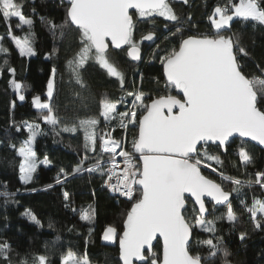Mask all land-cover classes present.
I'll use <instances>...</instances> for the list:
<instances>
[{
  "label": "snow or ice",
  "instance_id": "obj_1",
  "mask_svg": "<svg viewBox=\"0 0 264 264\" xmlns=\"http://www.w3.org/2000/svg\"><path fill=\"white\" fill-rule=\"evenodd\" d=\"M180 2L188 5L190 0ZM23 8L22 0H0V18L8 24L7 36L22 57L35 54L31 45L34 20L25 15ZM234 17L264 27V0H239V3L227 0L223 5L214 6L208 16L214 31L198 35L191 32L195 27L191 13L182 19L173 7V0H67L63 24L50 23L53 35L57 29L63 33L68 28L79 36V51L68 61V66L82 88L86 85L80 70L89 61L106 70L108 76L117 78L123 88L124 74L108 58L110 45L124 49L133 61H141V44L150 42V47L155 45L153 59H158L163 68L166 94L152 97L142 90L128 91L127 97L132 100L125 111L118 109V105L129 104L125 97L117 101L104 97L99 103L98 117L79 119L78 124L64 125L59 130L61 121L50 104L38 95L32 99L36 109L46 110L43 121L51 125L57 135L59 131L76 132L78 129L84 134L85 155L70 171L61 168L56 184L66 183L70 176L85 172L98 173L110 192L132 201L122 222V231L109 225L102 236L104 241L118 239L122 264H208L218 254H222L228 264L230 253L222 244L223 238L216 236V223L222 220L229 224L237 222L230 199L233 193L251 214L254 227L264 229V200L253 197L249 206L241 198L245 187L251 189L259 185L264 190V171H256L254 178L249 176L241 180L222 170L221 155L228 153L234 134L264 145V66L256 65L258 75L247 73L241 56L248 57L249 53L239 44L238 37L234 39L233 35L224 34L231 30ZM13 19L17 21L16 29L24 31L27 26L28 31L23 36L15 35L10 23ZM140 24L152 28L137 41L136 32L143 31L138 27ZM158 25L162 26V38L157 35L161 31ZM159 39L164 43L163 48L156 43ZM3 40L4 37H0V55L5 57L0 64V75L8 65L6 57L10 54ZM172 41L175 46H169ZM7 71L15 76L14 68L7 67ZM55 75L53 68L47 83L49 99L53 97ZM9 83L23 101L22 83L16 79ZM173 90L177 94H172ZM100 118L109 129L107 132H98ZM129 126L131 150H126L124 141L113 138L112 132L116 128L127 131ZM12 127L17 133L28 132L27 139L19 147L8 145L22 157L20 180L27 184L38 167L33 144L38 135L47 133L38 124L17 126L13 122ZM213 146L215 152L210 151ZM88 153L96 155L90 157ZM237 154L245 172L248 166L255 164L254 157L243 145ZM118 157L122 158V168ZM90 159L94 162L88 163ZM212 162L220 170L212 167ZM40 163L47 165L50 161L45 157ZM202 167H211L220 182L203 174ZM226 181L234 185L231 191L224 189ZM14 196L15 193L0 192L5 204ZM63 196L66 202L70 201L68 191H64ZM222 208L225 211L221 212ZM216 212L221 215H215ZM23 215L40 225L30 210H25ZM93 215L90 205L81 210L80 219L90 223ZM209 216L214 218L208 219ZM196 229L209 233V238L195 239ZM245 238L246 233H241L239 239L244 241ZM161 240L162 250L158 252L154 241ZM204 248L208 250L207 256L201 254ZM33 259L35 264H49L44 255ZM0 261L13 264L12 247L7 242L0 243ZM18 264H27V260L21 259ZM61 264L91 262L86 253L77 257L69 249L62 255Z\"/></svg>",
  "mask_w": 264,
  "mask_h": 264
},
{
  "label": "trees",
  "instance_id": "obj_2",
  "mask_svg": "<svg viewBox=\"0 0 264 264\" xmlns=\"http://www.w3.org/2000/svg\"><path fill=\"white\" fill-rule=\"evenodd\" d=\"M25 15L34 20L31 28V45L35 54L32 56H20L14 43L8 38V24L0 18V37H4L3 44L9 49L7 67L16 70L12 76L5 68L0 75V192L8 191L15 196L7 204L0 197V243L7 242L12 247L13 264H18L21 259H26L27 264H35L34 257L44 255L48 257L49 264H61V257L69 249L80 254H87L91 264H120L118 259V239L114 243H104L102 235L109 225L116 226L122 231V222L127 211L130 210L132 201L115 198L105 188L102 178L98 173L87 172L76 177H69L66 183L56 184V178L61 168L70 171L85 155L84 134L82 130L76 132L59 131L57 135L52 126L44 123L43 115L32 104L34 96H40L42 101H47L53 112L59 117L60 127L78 124L79 119L98 117L99 103L104 97L117 101L118 97L127 94L128 91L142 90L146 96L155 97L157 94H166L165 81L162 75V65L158 59H153L155 45L141 44L142 60L134 64L128 59L126 51L108 50V58L124 74L123 88L119 80L107 75L106 70L94 62H87L80 70L86 87L75 82L68 61L72 60L79 51V36L75 31L65 28L56 34L50 30V23L63 24L66 16L67 4L62 0H22ZM227 0H190L184 5L180 0H173L176 13L184 19L188 13L192 15V34H204L212 32L208 16L214 6L223 5ZM239 3V0H234ZM33 9L35 10L33 12ZM43 18V19H42ZM135 19V17H134ZM162 19V18H158ZM13 31L17 36H23L28 31L15 28L17 21L11 22ZM159 26V25H158ZM143 31H137L135 39L141 40V36L151 30V25L140 24ZM157 33L162 38L163 30ZM187 28V23H185ZM225 35H233L239 38V44L249 53L248 57L241 56V63L246 65L249 75H258L257 64L264 66V27L253 25L252 22H244L235 17L231 21V30ZM164 47L162 39L156 41ZM169 46H175V41ZM163 55V52L160 53ZM4 56L0 55V64ZM56 69L53 97L46 96L47 83L52 76V69ZM16 79L24 86L25 99L18 101L17 94L13 91L9 81ZM159 80V84L157 83ZM172 94H177L175 90ZM14 102V106H13ZM118 109L123 111L122 106ZM98 127V132L108 131L103 119ZM17 125L38 124L40 129L47 133L38 135L33 144L36 152L38 167L33 173V179L25 184L20 180L19 162L22 160L14 149L8 147L9 143L17 147L27 139L28 132L17 133L12 127ZM112 136L121 139V131L116 128ZM232 145L226 155H221L222 170L225 174L246 180L254 178L256 171H264V150H261L248 142L239 139L231 140ZM243 145L254 157L255 164L245 167L238 158V149ZM131 150V140L127 145ZM210 151L215 152L213 146ZM219 154V153H216ZM94 156V153H88ZM47 157L49 164L40 163ZM90 159L88 163H93ZM212 166L220 170L219 166L212 162ZM203 174L211 179L219 181L217 173L202 169ZM52 185V187H48ZM226 191L234 187L230 182H224ZM64 191L70 193V201L66 202ZM247 205L251 206L253 197L264 200V190L259 185L251 189H242ZM238 220L229 224L226 220L217 221L216 236L222 237V244L230 253L227 257L228 264H264V229H257L251 220V214L240 205V200L233 193L230 198ZM16 201V202H13ZM66 203L68 206L66 207ZM94 209L92 221L89 223L80 219L81 210ZM76 209V211H73ZM25 210L37 217L40 225L33 223L23 215ZM224 209H221V212ZM219 212V213H221ZM259 217V215H258ZM209 216L208 219H213ZM241 233H246L244 241L239 239ZM209 233L196 229L195 239L209 238ZM195 243V240L193 241ZM155 250L161 251L160 242L155 243ZM201 254L208 255L206 248L201 249ZM0 264H3L0 261ZM208 264H225L222 254H218Z\"/></svg>",
  "mask_w": 264,
  "mask_h": 264
},
{
  "label": "built area",
  "instance_id": "obj_3",
  "mask_svg": "<svg viewBox=\"0 0 264 264\" xmlns=\"http://www.w3.org/2000/svg\"><path fill=\"white\" fill-rule=\"evenodd\" d=\"M136 91H139V90H136ZM121 97H125V98L129 101V104H123V105H120V106H122L123 111H125V110L130 106V102H131V100H132V97H127V94H123V95H121V96L118 97V100H119ZM118 129L121 131V139H120V140H123V141H124V146H125L126 150H128V149H127V145H128V143H129V141L131 140V126H129V130H127V131H126L125 129H121V128H118ZM103 132H107V131H103ZM113 138H115V137H113ZM115 139H117V138H115ZM117 140H119V139H117ZM117 151H119V149H117ZM118 160L120 161V166H121V168H122V167H123V161H122V158H119V157H118ZM105 188H106V187H105ZM106 189H107V188H106ZM107 190H108V189H107ZM108 192H109L112 196H114L115 198L128 200L126 197H122V196H120L119 193H113V192H110L109 190H108Z\"/></svg>",
  "mask_w": 264,
  "mask_h": 264
},
{
  "label": "water",
  "instance_id": "obj_4",
  "mask_svg": "<svg viewBox=\"0 0 264 264\" xmlns=\"http://www.w3.org/2000/svg\"><path fill=\"white\" fill-rule=\"evenodd\" d=\"M65 4H67V0H62ZM134 10H130V12H133ZM145 45H148L149 46V43L150 42H147V41H144L143 42ZM125 48H126V46H125ZM109 49H111V50H123V49H115L114 47H112L111 45H110V47H109ZM108 49V50H109ZM126 55H127V53H126ZM128 57V59L129 60H131V62L132 63H134V64H139L140 63V61H133L129 56H127ZM162 73H163V68H162ZM176 92V91H175ZM177 93V92H176ZM233 139H239V140H242V141H244V142H248V143H250V144H252L253 146H255V147H257V148H259V149H261V150H264V145H259L257 142H255V141H251L250 140V138H242V137H239V135L238 134H234V136L233 137H231L230 138V140H233ZM207 199V198H206ZM131 209V208H130ZM157 241H154V245H155V243H156ZM160 242V245H162V240L161 241H159ZM117 245H118V259H119V242H117ZM162 250V249H161ZM119 262H120V264H122V262L120 261V259H119ZM137 264H138V262H137Z\"/></svg>",
  "mask_w": 264,
  "mask_h": 264
},
{
  "label": "rangeland",
  "instance_id": "obj_5",
  "mask_svg": "<svg viewBox=\"0 0 264 264\" xmlns=\"http://www.w3.org/2000/svg\"><path fill=\"white\" fill-rule=\"evenodd\" d=\"M235 18V17H234ZM209 23H210V21H209ZM211 27V26H210ZM213 31H214V29H212ZM46 93H47V91H46ZM47 96V95H46ZM17 99H18V101H21V100H19V98H18V96H17ZM35 108V107H34ZM36 109V108H35ZM21 159H22V157H21ZM45 165V164H44ZM213 167V166H212ZM202 169H205V170H210V171H212V168L211 167H209V168H205V167H202ZM213 172V171H212ZM215 173V172H214ZM224 211H225V209H224ZM215 215H221V213H219V212H216L215 213ZM258 215H259V213H258ZM103 236V235H102ZM103 240V239H102ZM103 242L104 243H114V241H104L103 240Z\"/></svg>",
  "mask_w": 264,
  "mask_h": 264
},
{
  "label": "crops",
  "instance_id": "obj_6",
  "mask_svg": "<svg viewBox=\"0 0 264 264\" xmlns=\"http://www.w3.org/2000/svg\"><path fill=\"white\" fill-rule=\"evenodd\" d=\"M77 254V257H82L84 254H80V253H77V252H74Z\"/></svg>",
  "mask_w": 264,
  "mask_h": 264
}]
</instances>
